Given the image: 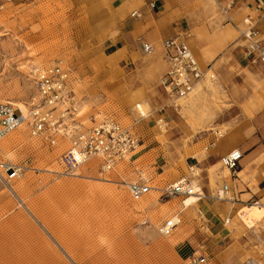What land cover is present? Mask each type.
Here are the masks:
<instances>
[{
	"label": "rangeland",
	"instance_id": "obj_1",
	"mask_svg": "<svg viewBox=\"0 0 264 264\" xmlns=\"http://www.w3.org/2000/svg\"><path fill=\"white\" fill-rule=\"evenodd\" d=\"M104 9L106 12L107 7ZM100 24L87 0H15L4 4L0 8V102L10 101L16 106L20 102L28 111L32 103L38 102L29 77L30 69L61 58L76 67L82 78L79 88H86L83 97L86 101L81 103L79 115H84L87 126H90L88 114L95 112L118 115L120 121L128 125L131 121L125 112L127 108L121 107V103L112 98V92L102 85L105 73L99 65L103 59L93 53L101 45L99 36L95 35L100 32ZM251 72L246 73L250 85H230L233 79L219 74L218 90L207 89L209 93H206L204 88L186 97L187 106L178 108H182L181 118L193 127V132L192 135L182 134V143L198 136L199 112L204 116L218 115L224 120L231 118L236 125L244 122V116H253L256 105L252 96L259 90V81L252 69ZM248 90L251 91L249 96ZM199 97H204L200 105ZM101 117L98 115L97 119ZM26 134L34 138L27 128ZM34 139L40 144L38 149L17 146L12 152L0 154V160L26 161L28 165L10 186L0 181V264H194L188 256L178 252L170 236L163 237L157 232L159 223L179 212L184 198L163 192L169 184L165 182L168 174H157L151 167L163 163L156 154L159 149L154 150L157 155L154 158L150 156L136 162V168L143 170L145 178H150L147 184L151 189L142 199L133 201L125 185L102 180L105 175L96 173L95 176L101 178L89 179L56 173L62 170L59 158L63 150L48 157L43 155L50 150L46 142ZM153 144L148 143V148ZM165 145L161 144L160 149ZM194 151L199 152L198 147ZM187 162L191 166L195 163L190 159ZM95 164L92 160L86 168L92 169ZM147 165H151L150 170ZM162 170L163 167L158 172ZM175 173L179 179L189 171L182 167V172ZM259 186L260 190L252 197L246 195L245 201L230 193L236 199L235 208L224 218L232 217L240 206L260 200L264 195V182ZM212 199L226 203V200ZM146 201L148 204L142 205ZM211 223L214 226L209 225L208 229L211 227L213 234L223 225L221 220ZM199 226L200 221L188 231L195 240ZM257 230L248 233L249 239L239 240L222 234L215 238L201 228L204 234L200 232L202 236L193 243L191 253L205 257L203 264H230L234 257L248 256L257 261L251 264H264V224H259Z\"/></svg>",
	"mask_w": 264,
	"mask_h": 264
},
{
	"label": "crops",
	"instance_id": "obj_2",
	"mask_svg": "<svg viewBox=\"0 0 264 264\" xmlns=\"http://www.w3.org/2000/svg\"><path fill=\"white\" fill-rule=\"evenodd\" d=\"M87 1L90 9L95 12V16L98 15V20L101 23L99 25L100 32L95 34L99 36L101 45L93 53L103 59V63L99 65L101 71L105 73L102 74V79L105 81L102 82V85L112 92V98L117 99L121 103V107L127 108L125 112L128 113L127 117L131 122L125 125L117 117L118 115L112 116L99 112L89 113L87 119L91 125L106 117L115 118L134 133L139 143L138 148L124 161L120 162L127 167V172L120 174L118 167L120 163H118L109 173L105 174L104 178H110L115 183L117 182L113 180L148 182L150 178H145L143 170H138L135 164L141 158L150 156L154 158L158 154L163 163L161 165L157 163L155 166L147 165V170H150L151 166L157 171L155 173L162 174L165 173V169L169 164H176L175 170L168 173L165 179V182H169L168 185H171L189 176L188 173L178 179L175 172H182L180 159L182 161V158H184L185 167L188 168V171L191 165L187 160H194L195 163L192 165L198 167L200 172L199 177L196 176L193 179L197 181L207 198H199L195 208L186 212H177L176 214L181 219V225L178 224L180 227L177 225L176 231L174 229V233L171 234H183L184 238L175 242L174 246L178 252L190 259L194 255V253H191L194 250L193 243L202 236L200 233L202 232L200 231L201 228H205L206 232L208 230L210 235L216 236L215 238L220 237L223 234V227L215 230L213 234L209 230L214 226L211 221L221 220L224 224V221L228 219L224 217L230 213L231 209L235 208V206H230L227 203L213 202L212 198H216L215 193L217 190L227 184L230 193L235 194L240 201H245L246 195L251 196L255 180H258V185L264 182L260 175L261 168L258 166V160L264 155V63H261L252 55L247 56L245 54V41L241 36V30L243 29L241 17L245 14V16L248 15L257 22L256 27L264 44L262 38L264 36L263 10H256L253 0ZM231 1L233 3L229 5ZM151 4L154 6L150 7ZM104 6L107 7L106 12ZM133 13L135 14L132 15ZM179 33L184 35L186 45L193 52L200 69L203 71V77L194 85V87L201 85V91L204 88H206L204 91L206 93H209L206 91L207 89L210 91L218 90L220 87L219 74L227 75L229 79H233L230 80V85H250L251 81H249L246 73L251 74L252 69L254 76L259 81L257 85L259 90H256L255 97L252 96L256 105L252 113L253 116H244V122L236 125L232 123L231 118L224 120L218 115L215 117L211 114L204 116L199 112V130L196 132L198 136L195 137V140L182 143L181 135L184 133L192 135L193 127L187 125L181 118L182 108L177 109L171 101L186 98L190 94L178 97L173 92L168 93L159 82V79L163 77L168 69L166 62L163 63L161 60L162 42L175 37ZM141 42L151 43L154 51L151 54H145ZM115 51H119V55L116 58H111V54ZM71 66L80 77V86L82 78L76 67ZM86 68L91 73V69L88 66ZM210 75L212 78H210ZM215 80L216 82H214ZM208 81L213 84L214 89L209 88ZM79 86L74 97L75 122H72L71 118L66 121L70 130L73 127L77 129L87 127L84 115H79L82 108L81 103L86 101L83 100L86 88L81 89ZM118 87L120 88L117 89ZM197 93L199 92L197 91ZM248 93V96L251 95V91L248 90ZM202 99L204 97H199V105ZM136 103H141L147 107L148 120L143 119L144 116L135 109ZM186 104L181 107L187 106ZM98 115H102V117L97 119ZM225 115L227 116V114ZM159 119L162 120L163 125L166 124L164 128L167 129L166 137L161 141L158 140L161 133L160 125L157 123ZM233 125L240 126L239 130L221 137L215 136L223 126L230 127ZM150 142H153L154 146L148 148L147 144ZM68 143L67 137L58 136L56 145L51 146L47 143L46 145L50 148L49 154H51L58 148L64 151ZM164 143L166 145L161 150V144ZM195 147H198L199 152L195 153ZM187 148H191L190 151L195 157L186 154ZM156 149H159L160 153L158 151L154 154ZM233 149H239L243 152V157L238 169L234 172L229 171V175L224 177L223 167L219 166L218 162L223 155ZM2 153L4 152L0 147V154ZM25 162L11 163L19 165ZM85 166H87V163ZM162 167L163 170L158 172V169ZM246 167L248 169H245ZM84 169L85 171L79 173L84 178H89L85 176H89L92 171H94V176L97 173L96 164L92 169L86 167ZM241 170H245L243 179L237 176V172ZM247 187L250 191H247ZM174 197L182 196L175 195ZM199 221L202 227L197 228L199 233H197V239L195 240L194 237L188 235V231L194 229ZM209 225L211 227L208 229Z\"/></svg>",
	"mask_w": 264,
	"mask_h": 264
},
{
	"label": "built area",
	"instance_id": "obj_3",
	"mask_svg": "<svg viewBox=\"0 0 264 264\" xmlns=\"http://www.w3.org/2000/svg\"><path fill=\"white\" fill-rule=\"evenodd\" d=\"M14 1L2 0L0 8ZM232 3L231 1L229 5ZM253 3L256 10H263L264 13V0H253ZM153 6L150 5V7ZM242 24L241 36L245 41V54L252 55L264 63V44L256 27L257 22L247 15L242 18ZM141 47L145 54L154 51L151 43L141 42ZM161 57L168 69L161 77L160 84L168 93L173 92L178 97L188 95L204 74L193 52L186 45L184 35L179 33L175 37L164 40ZM29 77L38 94V102L30 105L27 115H24L20 108L10 101L0 102V142L22 123H25L31 137L43 140L51 146L56 145L58 136L67 137L68 146L59 158L62 170L56 171L65 176H73L90 160L96 161L97 173L105 175L138 148V139L134 133L112 117L103 118L84 129L76 127L68 129L67 119L71 118L72 122H75L74 97L80 84V77L65 60L55 59L48 65L33 66ZM210 78H212L211 75ZM215 136L221 137L218 132ZM211 143L213 144V141ZM242 157L243 152L233 149L223 155L220 161L223 167L234 172L238 169ZM194 167H189L188 177L166 186L163 192L168 196L197 195L201 198L193 187V178L196 177ZM25 168H27L26 162L15 165L8 160H0V181L10 186L14 180L23 175ZM124 185L133 200H140L151 189L145 181L125 182ZM221 189L225 196L217 193L216 199L227 200L228 185L224 184ZM177 224L178 222H175L172 217L167 218L158 224L157 232L163 237H168ZM190 261L194 264H203L206 258L192 255Z\"/></svg>",
	"mask_w": 264,
	"mask_h": 264
},
{
	"label": "bare ground",
	"instance_id": "obj_4",
	"mask_svg": "<svg viewBox=\"0 0 264 264\" xmlns=\"http://www.w3.org/2000/svg\"><path fill=\"white\" fill-rule=\"evenodd\" d=\"M11 3H13V2H11ZM6 4H10V3H6ZM118 55H119V51H115L113 54H111V58H116ZM60 60H64V59L60 58ZM161 60L163 63H165V61L163 59H161ZM53 61L48 62L46 64H43V63L36 64L34 66L48 65V64H51ZM207 85L209 86L210 89H214V86L212 83L208 82ZM200 88H201V85H196L191 90V92L189 94H192L195 91L200 92L202 90ZM171 102L173 103V106L178 109L179 106H183L187 103V99L186 98H178V99L171 101ZM17 105L19 106L22 113L24 115H27L26 106L20 102H17ZM135 109H137L138 112L144 116L143 119L148 120L149 115H148V112L146 114V111H147L146 106L142 105L141 103H136ZM157 123H158V125H160V129H161V133L159 135L158 140L161 141V139H164L166 137L167 129L164 128L166 126V124L163 125L161 119L157 120ZM25 127H26L25 123H22L15 131H13L7 137H5L4 139L1 140L0 147L3 150V152H12L11 149H12V147H15V146H18V147L29 146L32 149H38L40 147V144L37 140H35L34 138H28L27 137ZM239 127L240 126H235V125L230 126V127L223 126L221 129L218 130V133L220 136L226 135L228 133H234L237 130H239ZM60 149L61 148L54 150L51 154H49V152L46 151L45 155L48 157H53ZM190 150H191V148H189V149L187 148L186 154L190 155L192 157H195V155H193V153ZM197 161L199 163V158ZM180 164L182 165V167L185 168L184 158H182V161L180 159ZM218 164H219V166H222L221 161H219ZM175 166H176V164H169L168 167L165 169V173H167V174L171 173V171L175 170L174 169ZM258 166L261 168V174L260 175L264 179V155L258 160ZM84 167H86V166L82 165L78 169L76 174H73V175L80 176L81 174H79V173L85 171ZM118 167H119L120 174H123L125 171L127 172V167L122 165V163L118 164ZM193 169H195L196 176L199 177V168L195 166ZM245 169H248V167H246ZM46 170L47 171H54V170H49V169H46ZM244 171L245 170L238 171L237 176L243 179ZM229 173H230L229 170L227 168L223 167L224 177L228 176ZM85 177L101 178V177L94 176V171H92L89 176H85ZM101 179L106 180V181L107 180L112 181V179H110V178H104L103 177ZM113 181H116L117 183L124 185V182L121 180H113ZM193 187H194V190L198 193V195H201L200 199L205 197L204 192L202 191L201 187L199 186V184L197 183V181L195 179H193ZM221 188L218 189L217 192L220 196H225ZM257 189L260 190V186L258 185V180L256 179L254 184H253V188H252V192H251L250 197H252L253 195H255L257 193ZM228 196H229V198H227L226 203L229 204L230 206L234 205L236 199L231 196L230 192H229ZM133 201H139V200H133ZM198 201H199V196H197V195H189L187 197H184L181 201V207H180L179 211L180 212H183V211L186 212L189 209L195 208ZM146 204H148L147 201L142 203V205H146ZM137 207L139 208L140 206H137ZM171 217L175 222H178V224H180L181 219H180L178 214L173 213L171 215ZM261 223L264 224V195L262 196V198L260 200L253 201L250 204H244V205L240 206L239 208H237V210L234 212L233 216L228 217L227 222H224V224L222 226L223 227L222 231H223V234L225 236L231 235L232 238H236L239 240H242L243 238L249 239L248 233L252 232V231H254V232L258 231L257 229L259 228V224H261ZM176 229L177 228H175V231H176ZM182 235L183 234L171 235L170 236V242L172 241L175 243V242H178L179 240H182L184 238ZM251 262L257 263L256 259L253 258L252 256L234 257L230 264H251Z\"/></svg>",
	"mask_w": 264,
	"mask_h": 264
}]
</instances>
